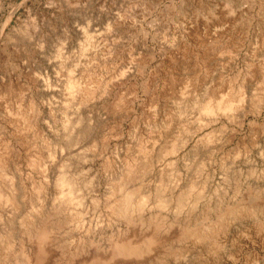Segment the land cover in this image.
Masks as SVG:
<instances>
[{
	"label": "rangeland",
	"instance_id": "obj_1",
	"mask_svg": "<svg viewBox=\"0 0 264 264\" xmlns=\"http://www.w3.org/2000/svg\"><path fill=\"white\" fill-rule=\"evenodd\" d=\"M261 5V0H0V176L6 178L0 186L12 185L17 197L13 208L0 200V239L12 237L6 239L13 256L26 252L37 257L33 264L72 256L80 240L72 224L44 222L52 227L44 234L45 252L19 227L31 207H48L62 172L79 173L86 185V221L94 227L85 239L93 242L90 264H264ZM206 7L230 9L231 27L211 26ZM215 41L220 43L213 51ZM69 81L80 90L69 91ZM82 90L90 100L77 111L73 101ZM236 94L242 107L231 113H200L201 106ZM17 129L22 140L12 135ZM172 145L173 153L157 155ZM139 149L158 158L126 188L153 199L164 173L177 183L165 188L167 198L176 201L192 185L190 199L199 195L197 204L178 211L175 203L163 210L149 201L130 222L115 219L107 207L113 183L126 164L139 162ZM238 204L254 205L256 213L224 221L216 251L178 241L182 227L212 221ZM150 217V228L141 229L138 219ZM173 250L183 254L176 262L169 255Z\"/></svg>",
	"mask_w": 264,
	"mask_h": 264
},
{
	"label": "bare ground",
	"instance_id": "obj_2",
	"mask_svg": "<svg viewBox=\"0 0 264 264\" xmlns=\"http://www.w3.org/2000/svg\"><path fill=\"white\" fill-rule=\"evenodd\" d=\"M261 4L262 5L259 8H261V10L263 11L264 10V0H261ZM250 9H251V7H250ZM226 10H225L226 12L224 13L222 11L219 12L217 10H212V9L207 8V10H203L206 14V15H204V17L207 21H209V24H212L211 26H213L214 28H219V26H222L225 23L228 24V27L230 28L231 27V19L229 17H231L232 11L230 9H227V8H226ZM194 13H198V12L194 11ZM261 13L263 15V12H261ZM230 31H228V32H230ZM196 32H197V30H196ZM196 32L193 36L197 35ZM223 34H225V33L222 32V35ZM204 38H205V36H203L202 39H204ZM218 42L219 41H215V43H213V44L211 43L213 51H215L219 48V46H218L219 44H217ZM79 87H80V85H77V83L74 81H69V83H68V90L69 91H75V90L79 91L80 90ZM82 91H83V93H81ZM82 91L77 92L78 95L76 94L75 96H78V97H76V101H73V102L77 103V111H79L81 105H86V103L90 100V98L88 97V95H89L88 92L85 90H82ZM241 97L242 96L240 94H236L235 98H231L230 100H227L223 103L220 102V103L216 104L215 106H211L209 103H207V104L201 106V108H199L200 113L202 115H205V116H216L219 114L227 115V114L231 113L234 109H236L238 106L241 105L240 103L243 102V99ZM263 98H264V90H263ZM235 103L237 104L236 106H235ZM241 107H242V105H241ZM74 112H75V110H74ZM7 115H13V114L7 113ZM79 117H80V114H79ZM21 129H23V127ZM21 129L15 130L14 131L15 133L12 134L15 139L22 140L20 138V136L22 134ZM26 129H23V130H26ZM27 131H28V129L26 130V132ZM27 137L28 136L23 137L24 140L26 142L31 141ZM68 137H69V135H68ZM164 139H167V138H164ZM165 141H164V143H165ZM68 143H70V142L67 141V144ZM70 146L72 147V145H70ZM30 147H32V145ZM168 147L167 148L162 147V149L163 148H165V149H163V150L160 149V152H158L157 155L160 156V155L165 154L167 152L173 153V151L175 150L174 146L172 145L170 148H168ZM3 149H5V148H3ZM167 149H169V150H167ZM76 150H78V149H76ZM80 151L81 150H79L78 152H80ZM138 154H139V156H138L139 162L135 161L132 164H126V168H124L123 172L121 173L122 175L120 176L119 182L117 184L113 183L114 185L112 186V189L110 192L111 196L113 198L108 203L107 207L109 208L111 215L115 219L117 218L118 220H125V221L130 222L131 220H133L132 215L134 213L135 214L136 213L142 214L143 210L145 209V207L147 206V203L149 201H152L154 203V208L158 207V208H161L163 210L168 209L173 203H175L176 209L178 211H181L183 209V207H186L190 204H192L191 207H193L197 204L198 199L200 198L199 195H196L190 199V194L193 191L192 185L186 187V189L183 192H180L179 195L176 197V201H175V199H172V196L167 198L164 194L165 188L169 186L171 189H173L177 186V183H176V180L174 178H169L168 176H165L164 173L160 174L158 177L160 180V181L158 180L160 182L159 183L160 185L156 188L155 195H154L153 199L150 198L149 193L137 194L133 188H130V189H128V187L126 188L127 185H129L130 183H133L136 179H138V177L141 174L149 172L150 171L149 169L152 168V166L154 165V162H156V159L158 158V157L157 158H151L150 157L151 158L150 159L149 157H147V151H145V149L144 150L139 149ZM2 164L4 165V162L2 160V156L0 155V171L3 170V168H1ZM79 172H80V170H79ZM82 173H83V170H82ZM166 175H168V174H166ZM80 176H82V175H79V173H78V175H75V176L74 175L69 176V175H66L65 173H62V172L59 173L58 176H56V179L53 183L54 187H55V193L53 196L54 198L50 200L51 203H49L48 207L47 206L44 207L43 204H42L43 206L41 205L40 208L36 209V210L33 209V207H31V209H30V210H32L30 213L31 216L29 215V217H28V215H26L25 217H27V218L24 217L25 219L23 221L21 220L22 222L20 221L19 227L27 235L28 239L31 242L34 241V243H33L34 246L36 245L37 247H40L43 250V252H45V247H47V242H48L46 237H44L45 231L47 230V228L48 229L52 228V227H46L45 223L47 222V220L56 219L58 224L69 223V224L73 225L74 231L77 233V235H79V238H80L79 243L77 244L75 249L73 248L74 252H73L72 256L66 260V262H62V263H57V262L55 263L54 262L55 264H90L92 261L91 255L93 253L91 254L90 247H92L93 242L92 241H89V242L86 241L87 242V244H86L85 239H86V237H88L90 235L91 232L94 231V227H91V225H92L91 220L86 221L87 220L86 216H87V211H88V206H87L86 202H87V196L88 195L87 194L84 195V193H83V190L85 191L84 187L86 185L83 186V182L81 183L79 181ZM2 177L3 176H0V179ZM2 180L4 181V180H6V178L3 177ZM163 181L167 182V184L164 183ZM15 196H16V194L14 192V189L12 188V185H6L5 184V189H1V186H0V200L4 204L11 205L12 208L15 207V206H13V204H15L16 198H17ZM108 197H109V195H108ZM37 202H39V201H37ZM91 202H93V204L97 203V202L94 203V199H91ZM18 205H20V204H18ZM70 207H73L74 211L68 213L70 210L69 209ZM104 208L106 209V202H105ZM254 213H256V207H254V205L253 206L252 205L242 206V205L238 204V205H235L232 207H228L225 210H223L222 212H220V211L217 212V215L215 216V218L212 221L211 220L208 221L205 219L201 222L195 223L194 226H192V227H188V226L182 227L180 234H179L178 241L181 243L189 241L193 245H198V244L203 245L205 247L204 249H206V251H208V250L216 251L215 247L219 248L217 246V242H216V238L218 239V235H219L218 229L223 228V226L225 224L224 221L235 220V219H238L242 216L244 217L245 215L248 216V215H252ZM97 215H100V217H101V214H97ZM94 217H96V216H94ZM152 219L153 218H151V217L147 218V219L139 218L138 222L140 224V228L141 229L142 228H147V229L150 228L151 223H152ZM52 226H53V224H52ZM163 226H161V228H163ZM169 228H170V226L168 225L167 229H169ZM165 231H163V232H165ZM219 232H221V231L219 230ZM129 235H130V233H129ZM8 237H9V235H8ZM8 237H6V238H8ZM6 238L0 239V264H33L34 263L33 260H35L37 257L32 259V255H29L26 252H21L18 255L16 254L15 256H13L11 254V249H12L13 244L11 245V243L9 241H7ZM165 238H164V240H166ZM168 239H169V237H168ZM12 242H14V241L12 240ZM169 255L171 257V260L173 259V261L175 260L174 262H176L177 260L182 258L183 254H182V251L178 252L177 250L176 251L173 250L170 252ZM45 258L46 257L44 256L43 259H45ZM142 262H141V264H142Z\"/></svg>",
	"mask_w": 264,
	"mask_h": 264
}]
</instances>
